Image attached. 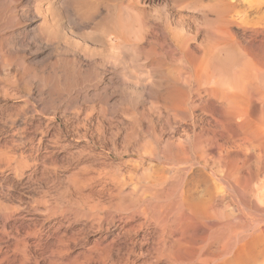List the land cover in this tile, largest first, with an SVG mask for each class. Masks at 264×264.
I'll return each instance as SVG.
<instances>
[{"label": "bare ground", "instance_id": "6f19581e", "mask_svg": "<svg viewBox=\"0 0 264 264\" xmlns=\"http://www.w3.org/2000/svg\"><path fill=\"white\" fill-rule=\"evenodd\" d=\"M208 1L215 3L209 8L216 20H202L193 34L186 20L148 30L146 100L118 102L112 90L124 76L99 69L104 83L90 93L80 90V100L61 102V118L86 127L83 145L51 160L42 138L26 136L28 122L15 132L26 150L0 141V264H264V0ZM239 7L258 20H234ZM74 11L95 24V7ZM106 18L77 41L69 30L63 33V20H44L39 31L71 66L102 62L115 70L131 22L119 28L125 20ZM49 93L56 95L54 89ZM11 94L0 88L1 97ZM87 95L95 98L90 105ZM10 107L0 103V116ZM14 116H7L8 124L16 122ZM115 118L121 131H86L92 122L113 126ZM93 141L101 152H87ZM108 155L123 161L115 164ZM59 164L67 165L61 175ZM19 186L36 197L28 199L34 205L15 206L23 204ZM43 189L54 198L47 200Z\"/></svg>", "mask_w": 264, "mask_h": 264}, {"label": "rangeland", "instance_id": "374dc122", "mask_svg": "<svg viewBox=\"0 0 264 264\" xmlns=\"http://www.w3.org/2000/svg\"><path fill=\"white\" fill-rule=\"evenodd\" d=\"M0 2H1L0 3L1 4L0 5V10H1L0 11V88H4L6 90H9L10 94H11V92H13L12 93L13 97H6L7 99L0 96V103L1 104H5L8 107L11 106L10 107L11 109H9V110L5 109L6 110L5 114H4L5 117H4V115L0 116L1 117V119H0V133H1L0 134V141H3L4 139H6L5 140L7 142L6 146L8 148L12 149V147H14V146L15 147L19 146L20 149L26 150L28 148V144L25 140L24 141L22 140V142H20V143L24 142L23 143L24 147L21 146L22 144L20 145V143L18 142V139H20L21 136L16 135L17 134L16 129L21 127V126H22L21 128H23V123L27 124V122H28V124L26 125L28 128H26V126H25V131H24L25 133L27 132L26 136L30 137L29 135L31 134V137L34 139V141H36V139L42 138L43 142L45 144H48L47 146L49 147V150H51V155H52L51 160L60 159L65 154L67 155V153H71L73 145H83L84 142H86L85 141L86 139L84 140V138H82L83 134L85 133L84 131H85L86 127L83 126L82 123L75 124L71 121L67 122L66 121L67 119H64L63 117L61 118V115L59 112H61L63 109H61L60 104L66 103L67 101L73 102L76 100H80V97H78V92L87 91L88 93H90L96 87H98L102 83H104L105 82V79H104L105 75L102 77V75H100V74H102L101 71L105 72L106 74H110V73L111 74H117L120 76V78L122 76H124V78L122 77L124 81L122 79H120V81H119L120 83L118 82L115 89L112 90V92L113 91L115 92L114 95H115V97L117 96L116 98L118 99V102L121 103L123 101V99L127 100L129 102L133 101L134 99L135 100L138 99V101L139 100L140 101L146 100V98H147L146 90H147L148 85L150 83V80L148 79L149 78L148 74L146 73V70H148L147 67H148V61H149V58H148L149 57V55H148L149 44L148 43L150 41V37H149L150 34H148V32H149L148 30H150V28H153V27H155L156 29L158 28V30H159V28L160 29H166V28H169V26H171V24H173L175 20L176 21L177 20H184V21L186 20L187 23L190 22L188 24L191 28L190 32L194 33L197 31V29L202 28V20H216V14H215L214 10H211L209 8V7L213 6V4H215V3L212 1H208V3H207V0H199V1L198 0H106L105 7L103 10L104 18H106V16H107L106 19H108V18H110V15H111L112 16L111 17L112 19L110 18L111 20H118V22H121L120 20H122V21L125 20L124 21L125 23H123V22H121V24L118 23L119 28L123 27L124 26L123 24H127L128 22L129 23L131 22L134 24V26H133V24L130 23V24H127V27H126V25L124 26L126 28L123 27L125 29L124 31H127V32L130 31V34L129 33L126 34V37H127V35L131 36L130 38H128L131 40V42L129 43L130 40L126 39L128 42L125 43L124 47L121 46L118 48L119 50L117 49L119 57L121 56L120 57L121 61L116 62L117 68H115V70H114V68L111 69L112 68L111 66L104 64L102 62H97V64L99 65V63H100V65H105V66H101V68H100V65H99L98 69H96V67H95V66L98 67V65L90 64V63H88L87 66L85 65L81 68L80 67L78 68L77 66H73V65L71 66L70 63H67L65 61V59H63L62 50L61 49L57 50L58 48L57 49L54 48V47H57V46H54V45H57L56 43L53 45H48L47 43L49 42V44H50V41L52 42V39L51 38L49 39V37L47 35L45 37V35H43L41 33V31H39L40 30L39 27L44 20H63L62 25H64L67 28V30H66V28L63 26V28L65 29V32H64V29L62 28L63 33H65L67 36H68V33H70L68 37L71 40L74 39V41H77V39H79V38H77V35L72 34V33L76 32L75 29L71 30L70 32L68 31L69 29H68L67 24H66V11L64 9H62L60 6L61 0H7V1L6 0H2V1L0 0ZM206 3L207 4L210 3L209 6H207ZM2 4H3V6H2ZM106 9H107V11H106ZM111 9L112 10L114 9V10L112 11ZM107 13L109 15H106ZM237 13L241 16L236 14V15H238V18L236 16V18H234V20H251V19L258 20V19H255V18H257L256 16H258V15H254V14L252 15L249 12H247L246 10H244L242 7H239V9L237 10ZM244 13H246V14H244ZM248 13H249V15H248ZM73 14L77 16L75 11ZM242 14H243V16H242ZM113 15H114V17H113ZM244 16L246 17L245 19L243 18ZM95 18L92 20H95ZM258 18L260 19L261 17L259 16ZM262 18H264V17H262ZM150 20H155L153 22H155L156 25L153 22H151ZM166 20H168L169 22H167ZM163 21H165V22H163ZM147 22L151 23V24L149 25ZM143 23L146 27L143 25ZM146 23H147L149 29L147 28ZM92 24H94V23L88 24L90 29L87 27L86 28L87 30L84 29V32L89 34L91 32V30L93 29ZM94 25L96 26V23ZM142 25L145 27V30L147 28L146 31L144 30V27ZM159 25H160V27H159ZM191 30H193V31H191ZM67 31H68V33H67ZM145 32H146L147 36L149 35L148 38H147ZM42 35H43V37H42ZM71 35H73V37H70ZM142 36L143 37L145 36L147 39L144 37L146 39L145 40ZM46 39H47V41H46ZM147 41H148V43H147ZM91 43H92V41H90L88 43L89 45L87 44V46H89L90 49H92V48L98 49L97 46H95V43H93L92 47H91L90 46ZM125 46H127V48H125ZM122 51L125 53V55L123 54ZM58 55H60L61 58H60V56L58 57ZM58 58L60 61L58 60ZM55 59L57 60V63H56ZM58 62H61V64H59ZM125 62L129 63V64H126ZM63 63H65V65ZM118 65L120 66L121 70L118 69L119 68ZM88 67H91V68L88 69ZM94 67H95V69H93ZM83 68L85 70H82ZM102 68L103 69H107V68L109 69L110 68L109 70H111V71H109L108 69L104 71ZM99 69H101V71ZM116 69L118 70L117 73H116V71H117ZM5 70L6 71L8 70V71L6 72ZM78 71L80 74L77 73ZM107 71H109V73ZM21 73L23 75V76L20 75L22 78V81H21V78L19 76V74H21ZM3 74H5V75H3ZM10 74L13 76H11ZM96 74H98V75L95 76ZM7 75H8V77H7ZM26 75H27V77H26ZM97 77H100L101 80L99 78L97 79ZM64 78H66V79H64ZM24 79H26L25 80L26 82L24 81ZM29 80L32 82H30ZM97 80H98V82H97ZM138 80L140 83L138 82ZM23 81L25 84H23ZM27 81H29L30 83H28ZM122 81L125 83V85H123L124 83ZM21 83H22V85H21ZM118 84L122 85L123 87L119 86ZM28 85H30L31 87L29 86V88H28ZM35 85H36V87H35ZM38 85H39V87H38ZM7 86H10V87H7ZM24 86H25V88H24ZM120 87H122L124 90L126 89L125 91L127 93L126 92L122 93L124 90L122 91V88H120ZM134 87H135V90H134ZM21 88L24 90H22ZM73 88H75V89H73ZM76 88L77 89L79 88V89L77 90ZM137 88H138V90H137ZM50 89H54L56 92V95L52 96L49 93ZM63 89H65V90H63ZM117 89H119V90H117ZM16 91H18V93ZM36 91H38V92H36ZM61 91H62V93H61ZM65 92L67 93V95L65 94ZM70 92H72V93H70ZM27 93L31 94L30 97H28ZM44 93L47 94V96ZM133 93L134 94L136 93V95H133ZM127 94H128V96H127ZM137 94H139V95L141 94L140 97ZM125 95L127 97H125ZM131 95L133 97H131ZM39 96H41V97H39ZM64 96H66V97L68 96V98H65ZM88 96L89 95H87V97ZM122 96H124V97H122ZM26 97H28V98H26ZM70 97H72V98H70ZM87 97L85 98V102H88V101L89 102L85 105H90L91 101H93L95 98L91 97V95L88 98ZM26 99H28V101ZM15 105H17V106H15ZM40 105H41V107H40ZM19 106L22 107L23 109L20 108ZM45 106H48V107H45ZM57 106L60 110L58 108H56ZM34 107H35V109H34ZM48 109L51 111V113H48V111H49ZM26 113H28V114H26ZM71 113H73V111L70 108V109H68V111H66V118L71 119V115H70ZM17 114L20 116H18ZM50 114L51 115L53 114L52 115L53 117L51 119L52 121L50 120V117H51ZM8 115H15L12 119H15L17 116V119H15L16 122L13 124H8L7 123V121H8L7 116ZM57 117H60V118H57ZM36 118H38V119H36ZM6 119H7V121H6ZM79 119L82 120L83 116H81V118H79ZM1 120H3V124H2ZM18 120H19V122H18ZM118 120L119 119H116V118L113 120L111 119L112 122H110V123H111V125L114 124L113 126H109L107 124L108 122L107 123L103 122L100 124V126H96L95 122L94 123L92 122V124L87 128L86 131L90 132L93 128L94 129L92 131H96V130H100V131L104 130L105 131V130H109V129H112L113 131H121L122 126L120 127L118 125V123H117ZM4 121H5V123H4ZM124 121L126 122L127 119H125ZM36 122H39L41 124V126L39 128H36L38 126V124ZM1 124H2V126H1ZM115 124H116V126H115ZM74 126H76V127H74ZM92 126H95V127H92ZM114 126L117 128H115ZM1 127L5 128V129H2ZM78 127H80V128H78ZM64 128H66V129H64ZM10 129H12V130H10ZM13 129H14V131H13ZM88 129L90 131H88ZM114 129H116V130H114ZM39 130L41 132H38ZM46 130H48V131H46ZM65 130H66V132H65ZM57 131H58V133H57ZM15 132H16V134H15ZM52 132H54L55 135ZM75 132H76V134L78 133L77 134L78 137L75 134ZM32 133H33V135H32ZM6 134H8V135H6ZM13 135H14V137H12ZM46 135L48 136V138ZM49 135L51 136L50 139H49ZM11 138H12V140L14 139L13 141H15L13 143V146L10 145V142H11L10 139ZM15 138H17V139H15ZM55 142H56V144H55ZM58 144H59V146H58ZM87 144H88V151L87 152H89V151H92L95 153L101 152L100 148L98 146H96L97 144L95 141L87 142ZM63 145H65L66 147L65 146L63 147ZM57 157H59V158H57ZM107 158L109 159V161H112L115 164H116V161H117V163H120V161L121 162L123 161L121 158H118V157H116L117 158L116 159L115 156H113V155H108ZM128 158L126 157L124 161H127ZM129 159H131V158H129ZM59 166H62L63 168L64 167L65 168L61 169V167H59ZM57 170H58L57 173L59 175H61L62 173L66 172L67 165L64 166V164H61V165L59 164L57 167ZM3 174L5 176L7 175L6 172H3ZM20 180L23 181V178H19V181L17 179L16 183L19 182V184H20V182H21ZM20 187L21 186H19L17 188V191L19 189H21V191L19 190L17 195L21 198L23 204H22V206H20L18 204H16V205L14 204V205L16 207L17 206H19V207H23V206L24 207H27V206L31 207L32 205H34L31 202H32V200H35L36 197H34L35 198L34 199L32 194L29 193L28 190H25L24 188H20ZM23 190L25 192L26 191L28 192V193L26 192L27 195L25 194V192H23ZM41 191H42L41 194L46 195V198H48L47 200L54 198V197H52V196H54V195H52L53 193L50 194V192H47L48 190L43 189ZM22 192L26 196L22 195ZM37 192H39V191H37ZM19 193L21 195H19ZM26 198H27V200H26Z\"/></svg>", "mask_w": 264, "mask_h": 264}, {"label": "clouds", "instance_id": "9594fccd", "mask_svg": "<svg viewBox=\"0 0 264 264\" xmlns=\"http://www.w3.org/2000/svg\"><path fill=\"white\" fill-rule=\"evenodd\" d=\"M106 0H61V8L66 11V24L69 31L75 29V35H83L84 29L89 27L83 20L74 15V10L84 9L86 6H92L97 9L95 23L103 21V10Z\"/></svg>", "mask_w": 264, "mask_h": 264}]
</instances>
